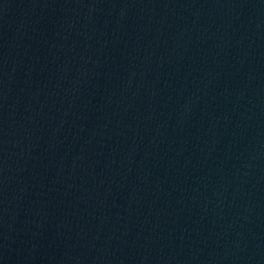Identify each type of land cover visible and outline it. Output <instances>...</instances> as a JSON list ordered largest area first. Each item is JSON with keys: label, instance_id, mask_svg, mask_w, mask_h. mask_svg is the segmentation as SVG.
Returning a JSON list of instances; mask_svg holds the SVG:
<instances>
[{"label": "water", "instance_id": "95a60500", "mask_svg": "<svg viewBox=\"0 0 264 264\" xmlns=\"http://www.w3.org/2000/svg\"><path fill=\"white\" fill-rule=\"evenodd\" d=\"M0 264H264V0H0Z\"/></svg>", "mask_w": 264, "mask_h": 264}]
</instances>
